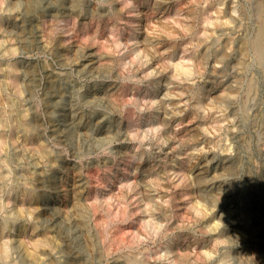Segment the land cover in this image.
I'll return each instance as SVG.
<instances>
[{
  "label": "rangeland",
  "instance_id": "obj_1",
  "mask_svg": "<svg viewBox=\"0 0 264 264\" xmlns=\"http://www.w3.org/2000/svg\"><path fill=\"white\" fill-rule=\"evenodd\" d=\"M90 1V10L93 12L100 1ZM184 1L187 2V0ZM225 1L223 9L227 14L233 12L234 7L239 9L241 4L250 6L251 3L250 0H232L236 1V4L231 3V0ZM257 1L264 5V0ZM33 6L32 3L26 8L28 9V19L33 15ZM233 14L237 18L240 17L239 13L233 12ZM164 16L163 13L157 18L162 20ZM22 21L23 19H20L18 23L22 25ZM165 21L168 22V20H162V22ZM26 23L28 24L27 28L30 29L29 21ZM240 24L248 27V21L240 20ZM175 26L177 27V25ZM234 28V25H230V29L235 31L236 28ZM219 33L215 35L214 39H218ZM225 33H228L225 38L232 37L230 30ZM143 34L144 32L141 34L142 40L145 39L146 33ZM233 35L234 38H237L242 35V32ZM176 43L181 51V57L184 41L179 39ZM93 48V51H88L87 57H80L84 53L83 49L77 48V44H75L69 51L70 59L65 55V52L63 55L61 53L59 58L46 54L36 55L29 59V61H33L31 66L41 71L38 81L42 86L37 87L40 93L44 91V85L48 80L45 77L47 72L54 71L56 75H61L60 87L63 89L64 101L68 99L66 104L68 112H66L67 114H57L58 121L50 122L48 109L44 110V106L38 105V98L33 97L30 103L34 107L36 106L38 113H41L39 115L44 118V123L47 122L41 127V131L47 129L42 132V134L44 133L43 142L46 145L47 158L52 159V164L35 147L38 146L36 140L35 142L33 139L25 141L22 137L18 138V135L11 137L10 132L6 134L8 136V140L6 139L7 150L11 156L10 163L14 170V176L6 180V187L3 194L0 195V202L5 204V209L7 207L6 212L3 210L0 212V219L8 216V212L11 210H18V207L25 203V206H22L24 212L12 216L13 220L10 221V234L13 236L14 242L12 254L16 260L26 261V264H36L41 260L46 262L52 260L56 264H68L72 258L80 261L78 258L81 256L79 259L82 260L83 257L84 264H115V261L120 264H129L128 261L132 257L145 261V263L148 261L149 264L155 262L169 264L171 260L165 259L164 256L166 245L168 241L175 238L174 241L171 240L174 246H177L174 250L178 249L176 251L178 255H175L178 256V259L180 258V261L183 257L182 260L185 264H244L245 261L246 264H263L264 241L260 240L259 244L256 243L260 238L258 237L260 233L257 230L263 224L254 227L251 221L252 224L247 222L248 226H246L244 225L246 221L240 222V218L233 212L238 211L240 207L243 208L247 203L253 204L258 201L254 208L261 205L262 211L257 216L264 215V154H262L264 153V125L252 126L251 119L244 120L246 117L243 118L244 115L239 110L240 104L247 103V106L249 105L248 115L251 116L249 118L255 117L254 114L258 109L256 107H261L264 114V105L262 104L264 92L259 97L252 98L251 101L245 99L244 95L240 96V100L232 97L228 107H223V113L210 111V114L208 112L206 115L199 114L197 119L196 115H193V119L196 120L194 119L191 131L187 133L185 139L176 143H172L171 139L164 143L157 141L156 138L151 141L148 138L144 145H140L138 142H133V144L130 139H126L127 129L130 126L126 109L131 110L133 125L141 124L145 119L142 114L145 112L147 103L134 100L131 101L133 103L123 107L121 101L119 105H116L114 100L111 101V96L116 94L121 98L127 87L133 94L136 93L140 97L150 96V91L146 90L150 82L137 80V78H123L114 74L119 69V65L102 60L99 53L96 52V46ZM230 52L233 55L229 66L231 70L238 62L233 49ZM180 57L175 56L174 59L178 60ZM24 59L21 57L19 64L24 66ZM49 64L52 67L46 68ZM207 65L205 70H201L195 75L194 84L184 81L181 83L182 85L193 84L191 87L204 90L207 93L204 95V103L213 104L212 96L221 92V85L216 84L217 89L210 92L211 85H214V82H218V80L221 81V78L218 77L217 80L212 76L214 61L210 59ZM221 66L218 64L219 68ZM253 73L248 74L252 77ZM161 85H163L159 92L162 101L161 115L170 118L173 115H179L180 111L184 109L188 113L194 110V100H191L190 106H185L184 102L175 105L179 100L176 96L168 98L164 95L167 92L166 80L162 79ZM9 92L10 90L4 93L8 94ZM190 96L191 93L186 94L183 98L188 99ZM8 97L12 99L11 102L18 103L13 95L9 94ZM73 109H76L75 113L72 112ZM93 112L105 113L103 115L106 117L98 119L101 123L99 127L93 124L96 128L92 126L90 129L87 126L92 124V120L95 119ZM224 113L227 119L222 116ZM262 117L261 124L264 121V115ZM65 119H71L74 123L71 126V136L67 137L68 140L66 139L67 132L62 133L63 128H60L62 126L59 125L61 124L59 121ZM241 121L244 126H240ZM178 127L177 123L173 125V129L170 130L172 134L179 130ZM97 129H99L98 134L101 132L100 141L95 138V134L92 132ZM100 142L102 143L99 144ZM230 144L232 145L231 151H225ZM197 145L199 146L197 147ZM196 148L200 150L198 151ZM142 149L146 153L140 156L141 159H132L134 153L143 152ZM85 150H92L94 153H87ZM1 152L2 149H0ZM149 152L151 153L149 154ZM132 153L133 156H131ZM14 154L16 155L13 156ZM251 155H255V157L251 158ZM150 156L153 157L150 158ZM238 156L241 162L235 166L232 165ZM60 157H65L66 166L61 164ZM182 164L185 173H191L192 186L188 189L191 192L189 196H185L186 184L181 177L183 174L178 170ZM138 165H141L139 170L135 169ZM232 168H234L233 171H231ZM35 169V177L42 179L44 183L39 192L41 194L39 201L30 204L28 200H23L25 198L19 194V191L26 187L23 175L27 172H34ZM45 170L48 171L45 172ZM198 174L207 176L209 180L207 191L214 194L211 197L213 200L221 203H219L221 207L216 208L215 212L219 218L224 219L225 223L227 222L226 234L233 241L232 247L227 243L220 244L216 249L203 216L195 214L192 209V204H194L192 200L204 201L198 195L195 183ZM127 178L135 180L138 188H141V191L145 190L146 196L152 197L153 201L150 204L156 214L157 225L154 224L155 221H153L154 223L147 222L149 216L147 217L143 212L145 207L137 209L138 205L135 201L119 197L108 199L111 194L119 195L122 184ZM63 184L66 185L63 186ZM9 187L12 188L9 189ZM127 193L130 194V191L125 192V194ZM160 195L165 196L164 201L156 198ZM5 198L10 200L15 198L18 202L14 203L15 200H13L10 204L8 202L6 204ZM200 208L205 209L202 205ZM28 210H31L36 218L38 217L36 223L32 224L34 227L31 225L32 221ZM161 213L162 215H160ZM155 226H158L157 229ZM246 227L252 228L254 233L249 232ZM38 240L43 242L40 243ZM247 244L251 246L248 249L245 247ZM225 246L227 248H224ZM227 249L230 251V258L227 262H223L220 256ZM206 250L213 252L211 256L206 254ZM255 252L259 254V262L254 255ZM161 257L163 258L159 261ZM169 257L173 258V255Z\"/></svg>",
  "mask_w": 264,
  "mask_h": 264
},
{
  "label": "bare ground",
  "instance_id": "obj_2",
  "mask_svg": "<svg viewBox=\"0 0 264 264\" xmlns=\"http://www.w3.org/2000/svg\"><path fill=\"white\" fill-rule=\"evenodd\" d=\"M99 1L100 3L96 5L92 12V10H90V0H0V149H2L0 153V195L4 192L6 180L14 176V170L10 163L11 156L7 150V133L10 132L11 137L18 135V138L22 137L25 141L33 139L35 142L36 140L38 146L36 145L35 147L38 151H41L42 155L52 164V159L47 158L46 145L43 142L44 133L42 134V132L47 129L45 128L44 131H41V127L47 122L44 123V118L42 115H39L41 113L37 112L36 106L34 107L30 104L33 97L39 99L38 105L41 104L44 106V110L48 109L50 122L58 121L57 114H67L66 112H68L66 107L68 99L64 101L65 98L62 95L63 89L60 87L61 75H56L54 71L47 72L45 77L48 80L44 85V91L40 93V91L37 90V87L42 86L38 81V76L41 74V71L32 67L33 61H29V59L36 55L48 54L53 55L54 58H59L60 54L62 53L63 55L65 52V55L70 59L69 51L72 46L77 44V48L83 49L84 52L80 57H84L88 54V51L94 50L93 46H96V52L99 53L102 60H108L109 62L119 65V69L115 71L116 73L114 74L123 78H137V80L150 82L149 86L146 87V90H149L151 93L150 96L140 97L136 93L133 94L127 86H125L127 88L124 90L122 97L120 96L121 98L116 96V94H112L111 96V101L114 100L116 105H119L121 101L123 107L133 103L131 101L134 100L135 102L145 101L147 103L145 112L142 114V117H145V119L141 124L133 125L131 110L128 108L126 109L128 113L127 120L130 125L127 129L126 139H130L132 143L138 142L140 145H144L148 138L150 141L156 138L157 141H163L164 143H167L168 140L171 139L172 143H176L186 138L187 133L191 131L194 119H197L199 114L206 115L207 112L210 114V111L223 113V107H228V103L231 102L230 99L232 97L239 99L241 95H244L243 97H245V99L251 101L252 98L254 99L256 96L259 97V95L264 92V5L261 2L250 0V6L240 3L242 5L241 8H233V12L235 14L239 13L240 15V17L237 18L233 12L227 14L223 9V6L226 4L225 0H187V2L184 0ZM235 2L232 1L231 3ZM32 3L34 4L32 10L33 15L28 19V9L26 8ZM163 13L165 16L162 18L168 20V22H162L163 19L157 18L158 15L161 16ZM20 19H23L22 25L18 23ZM240 20L248 21V27L240 24ZM27 21H29L30 29L27 28ZM175 25H177V27ZM230 25L235 26V31L230 29ZM228 30H230L232 37L225 38V35H228V33L225 32H228ZM142 32H144V34L146 33L144 36L145 39L143 37L144 40H142L141 37ZM241 32V36L237 38L233 37V34H241ZM218 33V39H214L215 35ZM179 39L184 41L181 57V51L176 43ZM232 49L237 56L234 57L237 59L236 61L239 67H237L238 65L236 64V66L230 70V60L233 59V55L230 52ZM175 56L180 57V59L175 60ZM197 56H199V58H197ZM21 57L25 58L24 66L19 64V59H21ZM210 59L214 61L213 78L217 80L218 77L221 78V81L218 80V82H214V85H211L210 92L217 89V86H215L216 84L221 85V92L212 96L213 104L204 103V95L207 94L204 90L191 87L194 84L195 75L200 73L201 70L203 71L206 69ZM218 64L222 66L219 68ZM48 66L52 67L51 64H49L46 68H48ZM232 70L234 71L232 72ZM250 72L254 74L252 77L248 74ZM162 79L166 80L165 88L167 92L164 94L165 97L171 98L176 96L179 100L175 105L184 102L185 106H190L191 100H194L195 108L192 112L190 111V113H188L187 110L184 109L180 111L179 115H173L170 118L161 115L162 101L160 100L159 92L163 86L161 85ZM183 81L193 82V84L182 85L181 82ZM9 90L10 92L8 94L4 93ZM190 93L191 96L188 99L183 98L186 94ZM9 94L13 95L18 103L11 102L12 99L8 97ZM262 104L264 105L263 101ZM248 106L247 103L240 104L239 110L240 112L242 111L241 113L244 115L243 118L246 117L244 120L251 119L252 126L254 127L264 125V121L261 124L262 120H260L262 115H264L263 109L261 107H256L258 109L257 111L255 110V117L249 118L251 116L248 115ZM72 112L75 113L76 109H73ZM94 114L95 119L92 120L93 123L87 126L90 127V129L94 125L99 127L101 123L98 119L106 117V115L105 117L103 115L105 113L93 112V116ZM193 115H196L194 119ZM62 116L64 117V115ZM222 116L224 119H227L225 113ZM59 123H61L59 125L62 126L60 128H63L62 133L67 132L66 139L67 137L70 138L72 131L71 126H73L74 123L71 119L59 121ZM175 123L179 126V130H176V132L172 134L170 130ZM241 125L244 126L242 121L240 123V126ZM99 129L92 131L98 141H100L99 137L101 134V132L98 134ZM171 134L172 137L170 136ZM101 143L102 142L99 144ZM198 146L199 145H197V147ZM231 149L232 145L230 144L226 147L225 151H231ZM196 150L199 151L200 149L196 148ZM85 151L87 153H94L92 150ZM144 153H146L145 150L136 154L134 153V158H129L141 159L140 156L144 155ZM150 153L151 152H149V154ZM15 155L16 154L13 156ZM131 156H133V153ZM153 156H150V158ZM252 157H255V155H251V158ZM60 159H62L61 164L66 166L67 161H65V157H60ZM239 162H241V159L238 156L232 165L235 166V164ZM140 167L141 165H138L135 169L139 170ZM178 170L183 174L181 177L186 184L187 192L185 196H189L191 192L188 189L192 186L191 173H185L183 164ZM233 170L234 168H232L231 171ZM46 171L48 170H45V172ZM35 174L36 169L34 172H27L23 175L26 187L19 191V194L23 195L25 198L23 200H28L30 204L39 201L41 195L39 192L44 183L42 179H37ZM196 178L195 183L198 195H200L201 199L204 201L192 200L194 201V204H192L194 213L203 216L206 222V228L211 232L209 234H211L213 238L215 248L220 244L227 243L231 246L233 241H231L228 234H226L227 222L225 223V220L219 218L215 212L216 208L219 209L221 207V205H219L220 201L217 203L216 200H213L211 197H213L214 194L207 191L209 189V180L206 175L198 174ZM63 179L64 181L66 180L65 177ZM36 180L38 181L36 182ZM65 185L66 184H63V186ZM137 185L135 180L133 181L132 178H127L124 184H122L119 195L111 194L108 199L119 197L135 201L138 205L137 209L140 210L142 207H145L143 212L147 217L149 216L147 222L151 223L156 220V214L152 210L150 204V202L152 203L153 201L152 197L146 196L145 190L141 191V188L139 189ZM10 188L12 187H9V189ZM124 189L127 191H123ZM128 191H130V194H125V192ZM156 198L164 201L165 196L160 195ZM13 200H15V198L12 200L5 198L4 202L10 204ZM13 202L17 203L18 201L16 199ZM257 203L258 201L253 204L247 203V205L245 204L243 208L240 207V209L233 212V214L240 218V222L246 221V224H244L246 226H248L247 222L250 223L251 221L254 227H257L258 224H263L257 230V232L260 233V236L258 235L260 238H258L256 243L259 244L260 240L264 241V215L257 216V214L262 211L260 209V207H262L261 205L254 208V205H257ZM24 204H22L21 207L17 206L19 211L13 209L8 212V216L0 219V264H26V261H17L14 254H12L14 242L12 239L13 236L10 234V221L13 220L12 216L22 214L24 212L22 207L25 206ZM201 205L205 209L200 208ZM4 207L5 204L3 205L0 202V212L2 210L6 212L7 207L6 209ZM17 207L14 208L17 209ZM28 212L32 221L31 225L35 224L38 217L36 218L31 210H28ZM160 215H162V213ZM156 221L155 223L153 222L155 225L158 224ZM233 222H235V220H233ZM222 225L224 227H221ZM32 227L34 226L32 225ZM156 227L158 226H155V228ZM246 228L249 229V227ZM248 231L254 233L252 228ZM171 240L174 241L175 238ZM171 240L168 241L166 245L165 259L168 258L169 261L171 260V264H185L182 260L183 257L181 261L179 260L180 258L178 259V253H176L178 249H176V251L174 250L177 246L175 247ZM38 242L42 243L43 241L38 240ZM245 247L248 249L251 246L247 244ZM224 248H227V246ZM205 252L208 256H211L213 253L210 250H206ZM170 255H173V258L169 257ZM180 255L179 253V256ZM222 255L220 256L222 257L221 260L227 262L230 258V251L227 249ZM254 255H256L259 262V254L255 252ZM182 256L184 255L182 254ZM79 258L78 260L80 261H76L75 258H72L73 260L71 259L68 264H84L83 257L82 260ZM162 258L163 257H161L159 261H161ZM115 262V264H120L118 261ZM128 262H130L129 264H149L148 261V263H145V261L136 260V258L133 259L132 257ZM36 264H56V262L52 260L50 262L41 260ZM244 264H246V261Z\"/></svg>",
  "mask_w": 264,
  "mask_h": 264
}]
</instances>
